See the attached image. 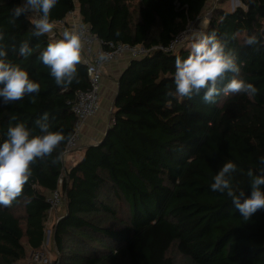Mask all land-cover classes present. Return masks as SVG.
I'll list each match as a JSON object with an SVG mask.
<instances>
[{
  "label": "trees",
  "instance_id": "1",
  "mask_svg": "<svg viewBox=\"0 0 264 264\" xmlns=\"http://www.w3.org/2000/svg\"><path fill=\"white\" fill-rule=\"evenodd\" d=\"M208 1L59 0L51 10L54 22L77 12L99 39L149 51L129 61L118 79L102 141L65 171L62 212L51 230L52 264H264V209L245 220L226 194L210 189L214 175L232 160L241 170L233 184L249 195L247 171L261 167L264 47L256 50L244 41L264 34V0H238L243 8L232 12L225 6L230 0H218L208 24V31L228 39L241 68L238 78L257 88L255 96L221 95L211 104L200 97L168 96L175 91V58L187 57L192 41L168 53L157 49L196 24ZM22 2L0 0V31L7 59L25 68L41 88L39 94L0 103V141L10 123L33 128L45 112L51 130H62L66 139L31 165L21 195L0 206V264H28L30 252L45 248L46 196L58 189L63 172L61 160L52 161L62 156L72 135L75 93L88 87L81 64L78 82L66 88L55 84L37 59L48 45L46 36L31 35V14L13 22L12 10ZM22 40L34 49L27 59L13 50Z\"/></svg>",
  "mask_w": 264,
  "mask_h": 264
},
{
  "label": "clouds",
  "instance_id": "2",
  "mask_svg": "<svg viewBox=\"0 0 264 264\" xmlns=\"http://www.w3.org/2000/svg\"><path fill=\"white\" fill-rule=\"evenodd\" d=\"M236 1L240 4L238 0ZM58 2L59 0H23L21 5L12 10L13 22L22 15L31 14L33 25L31 35L41 37L49 34L55 27V22L50 19V13ZM239 6L243 8V5ZM214 7L211 6L208 11H212ZM209 19L210 17L208 21ZM202 28L203 31L198 30L193 34V40H189L192 43L187 57L176 56L175 91L173 93L169 90L167 95L189 100L200 97L208 104L215 103L216 98L221 95L227 97L243 93L255 96L257 88L252 83L238 78L241 68L237 63L236 54L229 48L228 39L218 34L215 29L208 31L207 22L202 24ZM4 39L5 35L0 31V103L8 105L22 100L26 95L39 94L41 85L30 78L25 68L7 59L8 50L3 43ZM244 43L259 50L260 47H264V34L249 35ZM82 47L81 31H64L61 39L49 43L37 57L50 69L49 74L58 87L66 88L79 81L77 65L82 59ZM13 50L24 59L31 57L34 52L29 40H22L18 48L13 46ZM108 57L109 54L101 53L98 60L105 61ZM229 73L233 74L231 79H228ZM12 120L15 121L16 117H12ZM51 127L47 112L35 120L33 128H29L21 121L10 123L5 133L6 139L0 141V206H10L21 195L32 176L31 165L37 159L51 156L57 146L66 139L62 130L52 131ZM34 129H39V134H34ZM65 156L62 153V156L57 155L52 161L55 164L61 160L64 172ZM258 159L261 167L247 171L249 195H246L244 189L233 184L234 175L241 170L232 160H227L223 164L210 185L211 191L226 194L231 199L234 209L245 220L258 210L264 209V156Z\"/></svg>",
  "mask_w": 264,
  "mask_h": 264
},
{
  "label": "built area",
  "instance_id": "3",
  "mask_svg": "<svg viewBox=\"0 0 264 264\" xmlns=\"http://www.w3.org/2000/svg\"><path fill=\"white\" fill-rule=\"evenodd\" d=\"M211 11L206 13L209 18ZM35 18V17H33ZM195 24L189 25V27L174 40L171 41L168 47L157 48L162 52L174 51L177 47L181 46L185 41L191 40L192 35L198 31ZM81 31L82 32V59L80 64L85 67L88 87L84 91H77L75 93L74 103L71 105V112L75 118V124L73 132L69 138L63 156L79 149L81 141V130L86 121L93 118L100 109V89L102 83V70L105 65L112 63L119 57L127 56L129 59H136L146 56L149 51L140 47H131L124 44L114 45L112 42H105L95 36L91 29L81 22V19L77 13H70L64 20L55 22L53 32L46 34V38L49 43H52L58 39H61L64 31ZM101 53L109 54V57L105 61H99L98 57ZM65 175L63 171L58 180V189L47 194L46 201L49 205L48 216L50 219L56 210L61 206L62 197L60 192V185ZM30 261L34 264H50V259L46 249L31 252Z\"/></svg>",
  "mask_w": 264,
  "mask_h": 264
},
{
  "label": "crops",
  "instance_id": "4",
  "mask_svg": "<svg viewBox=\"0 0 264 264\" xmlns=\"http://www.w3.org/2000/svg\"><path fill=\"white\" fill-rule=\"evenodd\" d=\"M217 1L218 0H216V2ZM209 2H211V0L208 1L207 5L209 4ZM207 5L205 7L204 13H206V11H208L212 6L211 4L210 7L207 8ZM202 18H204V16H202L201 19L198 20V24L200 21L201 25L205 22L202 20ZM206 22L207 24H209L208 20ZM203 30L204 29L202 28L201 31ZM129 61L131 60L127 56H123L104 66L102 70L103 74L100 89V109L93 118L88 119L83 125L81 130V141L79 146L80 149L64 157L63 162L66 169L73 167L80 160L86 148L96 146L102 141L110 125V112L112 110L113 100L118 88V79L126 69Z\"/></svg>",
  "mask_w": 264,
  "mask_h": 264
},
{
  "label": "rangeland",
  "instance_id": "5",
  "mask_svg": "<svg viewBox=\"0 0 264 264\" xmlns=\"http://www.w3.org/2000/svg\"><path fill=\"white\" fill-rule=\"evenodd\" d=\"M214 2H215V4L217 3L216 0L215 1L211 0V2H209V4L207 5V8L210 7L211 4L213 5ZM239 5L240 4L236 0H230L229 2H227V4H225L226 8L229 11H232L233 8H235V7L239 6ZM202 20L205 21V22L208 20V17L206 16V14L204 15V18H202ZM195 27L198 28V30L201 31L202 30L201 21ZM192 37H193V35H192ZM61 212H62V206H61V208L58 209L56 214L52 215L51 218L48 220V222L46 224V229H45L46 230L45 231V240H47L45 248H46V252L48 253L49 259L51 261V264H52V262H54L56 260V255H55V252L53 251V247H52V244H51V240H52L51 230H52V226L56 222V219L59 218V216L61 215ZM30 254H31V252L29 253V255H28L27 259H26V263L33 264L30 261Z\"/></svg>",
  "mask_w": 264,
  "mask_h": 264
}]
</instances>
